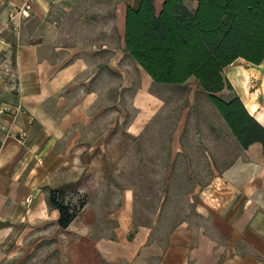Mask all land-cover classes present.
<instances>
[{
    "label": "crops",
    "instance_id": "0c3cea01",
    "mask_svg": "<svg viewBox=\"0 0 264 264\" xmlns=\"http://www.w3.org/2000/svg\"><path fill=\"white\" fill-rule=\"evenodd\" d=\"M182 1L189 10L197 4ZM138 2L0 0V105L20 109L0 114V264H264L259 143L199 191L195 211L205 227L182 221L165 234L133 225L128 186L120 201L109 198L108 212L90 202L65 229L57 225L47 190L70 182L69 142L84 140L80 129L94 120L101 88H117L128 61L151 81L124 51L125 11ZM260 70L264 62L237 59L223 74L264 126V95L248 91Z\"/></svg>",
    "mask_w": 264,
    "mask_h": 264
},
{
    "label": "rangeland",
    "instance_id": "374dc122",
    "mask_svg": "<svg viewBox=\"0 0 264 264\" xmlns=\"http://www.w3.org/2000/svg\"><path fill=\"white\" fill-rule=\"evenodd\" d=\"M127 67L117 88H101L94 120L80 129L84 140L69 142L70 182L56 189L76 216L90 202L108 212L109 198L120 201L128 186L133 225L165 234L182 221L205 227L195 211L199 191L231 163L245 161L244 153L193 79L155 84L129 61ZM249 80L248 91L261 100L264 70Z\"/></svg>",
    "mask_w": 264,
    "mask_h": 264
},
{
    "label": "trees",
    "instance_id": "16d2710c",
    "mask_svg": "<svg viewBox=\"0 0 264 264\" xmlns=\"http://www.w3.org/2000/svg\"><path fill=\"white\" fill-rule=\"evenodd\" d=\"M139 0L127 7L124 51L152 83L184 85L193 79L241 149L259 143L264 151V126L233 93L223 69L237 59L257 66L264 62V0H197L189 10L182 0ZM64 191L47 190V204L57 210L65 229L75 218Z\"/></svg>",
    "mask_w": 264,
    "mask_h": 264
},
{
    "label": "built area",
    "instance_id": "2783aa9c",
    "mask_svg": "<svg viewBox=\"0 0 264 264\" xmlns=\"http://www.w3.org/2000/svg\"><path fill=\"white\" fill-rule=\"evenodd\" d=\"M26 8L28 7V5L25 6ZM17 110L19 111L20 109L19 108H16V110L14 109H11L10 106L8 104H1L0 105V114H10L11 112H17ZM24 137V134L21 133L19 134V139L22 140Z\"/></svg>",
    "mask_w": 264,
    "mask_h": 264
}]
</instances>
